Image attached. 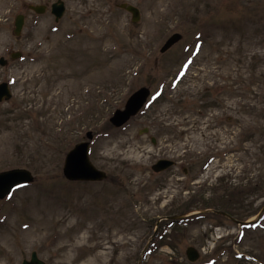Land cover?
I'll return each mask as SVG.
<instances>
[{
  "label": "rangeland",
  "instance_id": "374dc122",
  "mask_svg": "<svg viewBox=\"0 0 264 264\" xmlns=\"http://www.w3.org/2000/svg\"><path fill=\"white\" fill-rule=\"evenodd\" d=\"M55 1L0 0L13 94L0 101V171L35 179L0 201V264L33 251L47 264H264V214L249 223L264 211V0H63L58 22ZM141 87L147 105L111 126ZM89 130L107 179L69 181L65 154ZM160 158L175 164L155 172Z\"/></svg>",
  "mask_w": 264,
  "mask_h": 264
},
{
  "label": "water",
  "instance_id": "95a60500",
  "mask_svg": "<svg viewBox=\"0 0 264 264\" xmlns=\"http://www.w3.org/2000/svg\"><path fill=\"white\" fill-rule=\"evenodd\" d=\"M120 7L128 10L132 13L133 21H139L141 18L140 9L128 3L120 4ZM34 10L39 13H43L46 7L43 5L33 6ZM66 7L62 0H59L53 5V11L59 19L65 11ZM24 24V17L22 15L18 16L16 21V32L20 33ZM182 38L181 33L172 34L161 48V52L167 51L175 43H177ZM14 58L21 56V52L16 51L13 54ZM1 64H6L7 61L2 57L0 59ZM12 91L7 82L0 83V101L9 100L12 97ZM150 95V89L147 87H142L134 92L128 99L124 109H118L111 117V122L116 126H122L125 124L133 115L137 114L141 108L144 106ZM88 138H93V132H88ZM156 142V139H153ZM89 141L78 143L73 149H71L65 160L64 165V175L70 180H104L107 178V173L99 168H97L90 159L89 156ZM174 164L173 160L170 159H160L153 165V169L156 172L165 170ZM34 180L32 171L26 168H13L0 172V198L6 197L11 191L20 184L29 183ZM188 256L190 260L195 261L198 258V252L194 247L188 248ZM22 264H47L45 261L39 258L36 251L32 252L31 259L24 260Z\"/></svg>",
  "mask_w": 264,
  "mask_h": 264
}]
</instances>
